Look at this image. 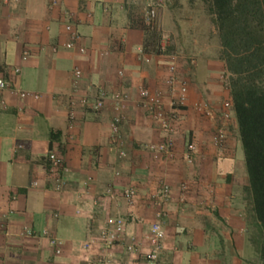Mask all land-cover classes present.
Instances as JSON below:
<instances>
[{
  "label": "crops",
  "instance_id": "crops-1",
  "mask_svg": "<svg viewBox=\"0 0 264 264\" xmlns=\"http://www.w3.org/2000/svg\"><path fill=\"white\" fill-rule=\"evenodd\" d=\"M47 3L0 0V79L38 96L19 99L0 92V264H148L142 259L148 249L144 234L159 210L162 264L260 261V239L257 243L251 237L259 225L242 188L247 177L237 182L224 149L220 153L210 142L216 122L193 110L194 104L204 102L215 114L220 110L221 103L215 104L210 96L212 66L192 60L191 82L179 77L186 85L187 101L181 110L185 118L173 137L174 155L153 159L145 147L160 143L164 135L145 119L138 90L163 94L167 108L168 70L162 74L160 55L142 52L144 31L129 15L127 0H61L54 8ZM64 12L81 35L82 55L63 48L68 38L61 23ZM23 52L28 54L24 61ZM14 68H19L17 74ZM175 68L183 73L180 65ZM74 69L81 77L73 86ZM118 71H123V78L117 77ZM99 89L127 95L119 127L122 157L109 138L112 101L98 112L90 108ZM71 95L76 106L70 121ZM187 140L196 146L190 166L182 160ZM50 150L64 163L60 192L53 190L46 169ZM162 183L170 195L158 207L150 196ZM108 187L114 199L105 194ZM128 188L135 191L132 203L121 196ZM108 216L124 219L125 235L105 249L96 235ZM25 228L35 235L23 236ZM49 237L61 242L57 256L46 252ZM131 240L138 247L127 253L123 246ZM85 242H91L87 251L81 248Z\"/></svg>",
  "mask_w": 264,
  "mask_h": 264
},
{
  "label": "built area",
  "instance_id": "built-area-1",
  "mask_svg": "<svg viewBox=\"0 0 264 264\" xmlns=\"http://www.w3.org/2000/svg\"><path fill=\"white\" fill-rule=\"evenodd\" d=\"M26 1V0H20ZM61 0H48L47 6L49 8L57 7ZM160 6L159 0H151L148 4V10L146 11L143 22L146 26H149L154 21L156 10ZM63 29L68 35L66 42L63 44V48L66 50L76 49L79 54L85 53V48L80 44L81 35L75 28L74 23L71 20V15L67 12L63 14V20H61ZM28 54L22 53V60H26ZM13 72L17 74L19 68H14ZM81 73L78 69L72 71V85H76L80 80ZM118 78H123V71L117 72ZM166 90L169 94V100L167 101V108L164 101L161 98L160 93H150L147 89L141 88L138 90V105L143 109L144 113L157 125L163 133V139L158 144H152L145 147L148 153L151 154L153 159H160L161 157L171 158L174 153V135L177 132L178 126L181 122V110L187 101L186 85L180 82L175 75L174 67H168V75L164 81ZM7 92L9 95L18 97L19 99H25L32 97L37 99L38 96L30 94L21 90L19 87L12 85L10 82L0 79V92ZM163 95V94H162ZM112 101L113 117L110 121V143L113 145L119 156H124L122 149V141L120 136V124H121V112L124 108L127 95L123 92H116L109 94L104 89H99L96 98L90 105L92 111H100L107 100ZM76 106V99L71 95L68 99V120H73L74 109ZM193 110L201 117L209 119L213 118L215 113L207 103H196L193 105ZM218 124L216 125L213 133L210 136L211 144L219 149L226 139V125L227 122L233 116L231 102L229 99L224 100L221 103L220 110L218 111ZM196 146L194 142L187 140L185 143V150L182 155V160L186 165H193L196 158ZM45 163L47 164V172L52 176L53 183L52 188L56 192L62 191L65 184V177L63 175L64 163L62 157L53 151H48L45 155ZM35 185V183H32ZM182 190L186 189L184 185ZM105 194L114 199L115 194L112 187H108ZM170 195L168 185L162 183L159 189L150 196V200L158 207L164 203ZM122 198L127 203H132L135 198V191L132 188L124 189L121 193ZM162 211L155 213L156 220L151 223L144 234V239L148 244V249L142 255V259L148 264H162L160 262V255L163 252L164 231L162 230L160 219L162 217ZM23 236H34V232L31 229L25 228L21 232ZM43 235L46 233L43 232ZM125 235V221L120 216H108L105 218L102 226L97 232L96 239L98 243L105 249H109L116 244L120 243L122 237ZM61 242L55 237H49L47 254L57 256L60 253ZM91 242H85L81 248L87 251L90 248ZM138 245L134 241L123 246L127 253H134L137 250Z\"/></svg>",
  "mask_w": 264,
  "mask_h": 264
},
{
  "label": "trees",
  "instance_id": "trees-1",
  "mask_svg": "<svg viewBox=\"0 0 264 264\" xmlns=\"http://www.w3.org/2000/svg\"><path fill=\"white\" fill-rule=\"evenodd\" d=\"M204 1L227 74L247 189L261 233L257 253L264 264V0ZM156 31L153 25L144 29L143 53H150L147 47L155 40ZM51 138L55 140V134Z\"/></svg>",
  "mask_w": 264,
  "mask_h": 264
},
{
  "label": "rangeland",
  "instance_id": "rangeland-1",
  "mask_svg": "<svg viewBox=\"0 0 264 264\" xmlns=\"http://www.w3.org/2000/svg\"><path fill=\"white\" fill-rule=\"evenodd\" d=\"M150 1L151 0H127L126 7L134 24L138 28L144 31L145 28H149L153 25L157 30L155 40L149 43L147 49L150 54L161 56L159 60L162 61V74L164 68L166 69L167 67L168 70L169 66H173L178 80L180 82L186 81L189 84V82H191V76L195 72L196 61H200V63L204 61V63L206 62L209 66L211 65L213 70L211 71L210 78H212L214 83V88L211 89L214 92L210 90V96L214 99L215 104L218 102L222 103L224 99L228 97L226 86L227 74L224 70L223 63L219 59L220 48L207 3L204 0H159L160 6L156 10L154 21L151 25L146 26L143 22V18L148 10L147 4ZM155 41L158 42V47ZM192 60H194L195 63H190ZM175 65H180L183 69V73H179ZM179 77L183 81H181ZM162 96L163 95H161V98ZM182 114L183 118L181 120L185 118V113ZM144 117L145 119L147 118L146 120H148L155 129L157 128V123L152 121L146 114ZM211 119L218 124L217 114ZM122 120L123 111L121 112V121ZM222 149H224L223 154H226L233 164L231 169L237 173V177L239 178L237 182L242 184V179H244L246 173L236 123L233 116L226 125V139L217 151L221 153ZM244 185L245 186L242 185V188L245 204L247 205L248 203L250 204L251 201L247 189V182H245ZM251 237L253 241L258 243L260 239V230L258 227L252 230ZM256 264H260V261Z\"/></svg>",
  "mask_w": 264,
  "mask_h": 264
}]
</instances>
